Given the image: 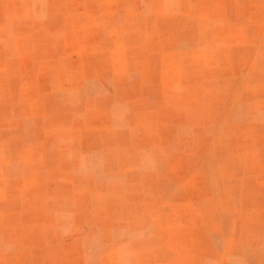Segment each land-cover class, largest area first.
Masks as SVG:
<instances>
[{
  "label": "rangeland",
  "instance_id": "1",
  "mask_svg": "<svg viewBox=\"0 0 264 264\" xmlns=\"http://www.w3.org/2000/svg\"><path fill=\"white\" fill-rule=\"evenodd\" d=\"M0 264H264V0H0Z\"/></svg>",
  "mask_w": 264,
  "mask_h": 264
}]
</instances>
